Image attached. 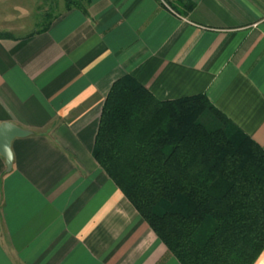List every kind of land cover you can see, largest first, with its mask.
Returning a JSON list of instances; mask_svg holds the SVG:
<instances>
[{"label": "crops", "instance_id": "crops-1", "mask_svg": "<svg viewBox=\"0 0 264 264\" xmlns=\"http://www.w3.org/2000/svg\"><path fill=\"white\" fill-rule=\"evenodd\" d=\"M189 1L90 0L27 32L0 11V122L32 132L11 170L0 155V264H180L92 156L125 74L159 100L204 94L264 148V0Z\"/></svg>", "mask_w": 264, "mask_h": 264}, {"label": "trees", "instance_id": "trees-1", "mask_svg": "<svg viewBox=\"0 0 264 264\" xmlns=\"http://www.w3.org/2000/svg\"><path fill=\"white\" fill-rule=\"evenodd\" d=\"M162 1L179 15L192 7ZM92 156L180 264H253L264 249V148L204 94L159 100L121 76Z\"/></svg>", "mask_w": 264, "mask_h": 264}, {"label": "rangeland", "instance_id": "rangeland-1", "mask_svg": "<svg viewBox=\"0 0 264 264\" xmlns=\"http://www.w3.org/2000/svg\"><path fill=\"white\" fill-rule=\"evenodd\" d=\"M82 2L85 3V0ZM11 3L16 5L9 6ZM65 3L66 0H5L4 4L0 5V11L2 9L6 11L9 21L7 23L12 24L11 29L15 30L18 27L20 29L17 31L27 32L34 27H41L42 21L48 22L52 17L62 13L65 10Z\"/></svg>", "mask_w": 264, "mask_h": 264}, {"label": "water", "instance_id": "water-1", "mask_svg": "<svg viewBox=\"0 0 264 264\" xmlns=\"http://www.w3.org/2000/svg\"><path fill=\"white\" fill-rule=\"evenodd\" d=\"M32 132L22 128L12 122H0V155L4 158L6 170H11L13 162V154L11 150V142L16 137H24Z\"/></svg>", "mask_w": 264, "mask_h": 264}]
</instances>
